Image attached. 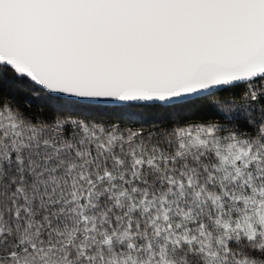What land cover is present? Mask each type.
I'll use <instances>...</instances> for the list:
<instances>
[{
	"label": "snow or ice",
	"instance_id": "6c2138e0",
	"mask_svg": "<svg viewBox=\"0 0 264 264\" xmlns=\"http://www.w3.org/2000/svg\"><path fill=\"white\" fill-rule=\"evenodd\" d=\"M0 264H264V0H0Z\"/></svg>",
	"mask_w": 264,
	"mask_h": 264
}]
</instances>
